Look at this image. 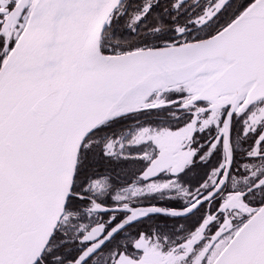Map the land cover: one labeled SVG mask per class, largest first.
Returning <instances> with one entry per match:
<instances>
[{"label":"snow or ice","instance_id":"obj_1","mask_svg":"<svg viewBox=\"0 0 264 264\" xmlns=\"http://www.w3.org/2000/svg\"><path fill=\"white\" fill-rule=\"evenodd\" d=\"M0 264H264V0H0Z\"/></svg>","mask_w":264,"mask_h":264}]
</instances>
